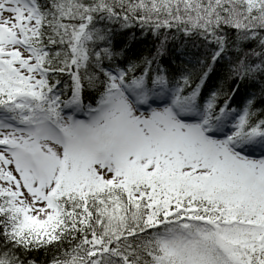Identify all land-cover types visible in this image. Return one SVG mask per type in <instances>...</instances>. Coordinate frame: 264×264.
<instances>
[{"label": "snow or ice", "instance_id": "obj_1", "mask_svg": "<svg viewBox=\"0 0 264 264\" xmlns=\"http://www.w3.org/2000/svg\"><path fill=\"white\" fill-rule=\"evenodd\" d=\"M41 251L264 264V0H0V264Z\"/></svg>", "mask_w": 264, "mask_h": 264}, {"label": "trees", "instance_id": "obj_2", "mask_svg": "<svg viewBox=\"0 0 264 264\" xmlns=\"http://www.w3.org/2000/svg\"><path fill=\"white\" fill-rule=\"evenodd\" d=\"M133 34H135L136 39L129 42V38ZM231 36L234 39L235 38V33H231ZM117 41H124L126 43H129L130 48L134 52H137V53H140V54H146L149 50L154 52L155 48H156V45L159 43V41L151 33H148L147 35H142L140 33L138 27H134V28H132L130 30H126L123 34L118 35L117 36ZM167 47L169 49H171L173 47V42L169 41ZM189 47H191V45H189ZM242 47H244L245 50L256 48L259 51L258 42L249 41V42H246V44L242 45ZM192 51L195 52L196 49H192ZM200 55H201V58H204L203 57V49L202 48L200 49ZM208 61L210 63V57L208 58ZM161 62L167 66L171 62V56L168 55V54L163 55L161 57ZM221 63H225V62H221ZM221 76H222V69L218 65L216 67V69H215V72H214L213 76H212L211 82L219 84ZM224 87H225V90L227 91V90H229V88H235L236 85L235 84L225 83ZM249 91H257V89L248 88V87L242 85L240 90H239V92H238L237 103H242L246 92H249ZM88 95H89V90L87 88V85H85V93H84L85 103L88 102ZM236 106H237L236 104H233V107H236ZM50 257H51V253L46 255L43 251H41L39 253H32L31 255L27 256L26 259H29V260L30 259H37L38 260V264H45V261L50 259Z\"/></svg>", "mask_w": 264, "mask_h": 264}]
</instances>
